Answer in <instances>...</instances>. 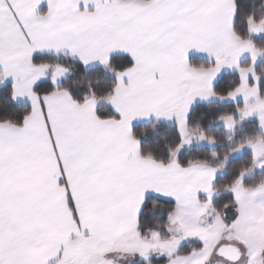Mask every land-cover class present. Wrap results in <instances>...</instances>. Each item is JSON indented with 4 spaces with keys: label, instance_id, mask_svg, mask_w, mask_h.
<instances>
[{
    "label": "snow or ice",
    "instance_id": "6c2138e0",
    "mask_svg": "<svg viewBox=\"0 0 264 264\" xmlns=\"http://www.w3.org/2000/svg\"><path fill=\"white\" fill-rule=\"evenodd\" d=\"M243 4L0 0V90L11 109L0 115V264H106L118 251L161 264H264V183L247 184L264 171V135L238 142L218 167L183 161L193 138L215 143L190 127L198 101L235 104L218 117L229 131L248 119L264 130V17L248 14L242 27ZM53 54L82 71L100 65L105 89L62 86L70 72ZM225 69L239 80L221 95ZM153 117L179 134L166 158L145 153L133 129ZM245 152L252 167L226 186L233 209L221 213L218 174ZM150 201L167 207V234L144 231ZM188 240L200 246L185 253Z\"/></svg>",
    "mask_w": 264,
    "mask_h": 264
},
{
    "label": "trees",
    "instance_id": "16d2710c",
    "mask_svg": "<svg viewBox=\"0 0 264 264\" xmlns=\"http://www.w3.org/2000/svg\"><path fill=\"white\" fill-rule=\"evenodd\" d=\"M248 14L264 17V0H244L240 20L242 27L245 25V17ZM258 43L264 44V40L258 41ZM46 58L52 63L62 64L69 69L70 75L60 84L76 92H85L90 86L103 91L106 87V82L110 78L109 73L105 72L102 67L87 68L82 71V66L68 56H49ZM207 60L199 57V63L201 64L206 63ZM248 63H250V60H245L241 64L246 65ZM113 67L117 68V65H113ZM256 69L258 72L264 73V59L257 63ZM218 80L224 82L218 88V91L221 95H226L228 88L238 83L239 74L237 72H225ZM1 88H6V85ZM21 103L24 104L26 102L22 101ZM8 105L9 93L7 89L0 90V115L4 114L5 109L11 112ZM103 108L101 107V109ZM235 112L236 105L233 103L211 102L196 103L193 105L189 117L190 127L196 128L199 126L204 129L210 135L214 136L218 145L214 148L196 147L186 149L183 151V161L185 163L189 161L207 162L213 167H218L224 160L225 155L238 142L257 134L264 135V132L258 128V121H246L238 125L236 134L232 138L233 142L230 143L231 134L220 125L218 117L226 113ZM133 129L136 136L141 139L145 153H150L161 158H166L169 149L174 148L179 139V134L176 132V125L162 120L154 119L147 123L138 124ZM242 166L252 167L251 157L246 152L241 156L232 158L229 165L224 169V172L218 174L215 203L221 213H225L227 210L233 208L230 195L225 188L238 175L239 169ZM261 183H264V171L255 172L247 178V184L251 187H255ZM147 215L149 219L143 224V229L146 233L159 231L167 234L169 227L165 223L167 219V207L163 206L159 201H150ZM199 246L198 241L192 240L183 245L182 251L185 253L191 252L192 249L198 248ZM135 264H161V259L154 257L149 262H138Z\"/></svg>",
    "mask_w": 264,
    "mask_h": 264
},
{
    "label": "rangeland",
    "instance_id": "374dc122",
    "mask_svg": "<svg viewBox=\"0 0 264 264\" xmlns=\"http://www.w3.org/2000/svg\"><path fill=\"white\" fill-rule=\"evenodd\" d=\"M245 60H250V57H248V56H243V57H241V63H242L243 61H245ZM261 60H263V59H261ZM261 60H260V61H261ZM260 61H259V62H260ZM225 72H236V71L225 69V70L220 74V76L217 77V79H219V78L221 77V75L224 74ZM62 81H63V80H61L60 83H61ZM2 86H4V85H0V88H1ZM211 102H220V101H219L218 99H216V98H212V99H210V100H208V101H203V102L198 101L197 103H211ZM220 103H221V102H220ZM227 103H231V102H227ZM194 105H195V104H194ZM252 120H255V119H248V120H244V121L241 122V123H238V124L236 125V127H235L233 130H231V131H229L228 129H226V127H225V125L223 124V122H220V125H221L222 127H224V128L227 130L228 133L231 134V140H230L229 142L232 143V142H233V139H232V138H233L234 135L236 134V131H237V129H238V125H239V124H243V123L246 122V121H252ZM162 121L167 122V123H169V124H175V123L172 122V121H167V120H163V119H162ZM261 131L264 132V130H261ZM217 145H218V142H217L216 140H215V143H211V144H209V143H206V142H204V143L198 142V140H197L196 138H193L191 144H190V145H185L183 151L186 150V149H191V148H196V147H210V148H214V147H216ZM243 154H244V153L233 154V155L231 156V159H232V158H236V157H238V156H241V155H243ZM231 159H230V160H231ZM259 171H261V170H259V169H254L253 173L250 174L248 177H250L251 175H253L255 172H259ZM223 172H224V170L221 171L220 173L222 174ZM220 173H219V174H220ZM248 177H247V178H248ZM256 203L259 204L260 201H256ZM232 209H233V208H231L230 210H227L225 213L231 215ZM177 238H179V234H177ZM190 241H192V240L185 241L184 244H185V243H188V242H190ZM154 257H157V255L154 254V255H152L148 260H145V259H143V258H141V257H139V256H136V255H133V254H131V253H127V252H124V251H118V252H116L111 258H109V259L106 261V264H135V263H138V262H149V261H150L152 258H154ZM157 258H158V257H157Z\"/></svg>",
    "mask_w": 264,
    "mask_h": 264
},
{
    "label": "crops",
    "instance_id": "0c3cea01",
    "mask_svg": "<svg viewBox=\"0 0 264 264\" xmlns=\"http://www.w3.org/2000/svg\"><path fill=\"white\" fill-rule=\"evenodd\" d=\"M52 56H55V55L53 54ZM60 56H65V55L61 54ZM56 57H59V56H56ZM68 57H70V56H68ZM200 57H201V58L208 59V57H206V56H200ZM70 58H71V57H70ZM95 67H101V66L98 65V64H91V65L88 66V68H95ZM101 107H106V105L101 104V105H100V108H101ZM154 119H155V117H153V118H151V119H138L137 121L134 122V126H136V125H138V124H142V123H147V122H149V121H151V120H154ZM134 126H133V128H134ZM185 244H186V243H185Z\"/></svg>",
    "mask_w": 264,
    "mask_h": 264
}]
</instances>
